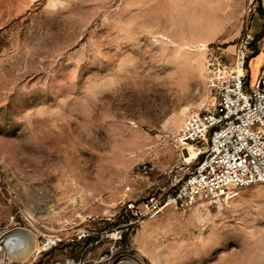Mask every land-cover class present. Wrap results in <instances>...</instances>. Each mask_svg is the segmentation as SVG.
Wrapping results in <instances>:
<instances>
[{"label":"rangeland","instance_id":"1","mask_svg":"<svg viewBox=\"0 0 264 264\" xmlns=\"http://www.w3.org/2000/svg\"><path fill=\"white\" fill-rule=\"evenodd\" d=\"M206 1L0 0V225L36 246L0 264H264V183L128 209L195 164L173 135L213 109L204 47L232 60L264 30V0L220 13ZM253 51L252 84L264 60Z\"/></svg>","mask_w":264,"mask_h":264},{"label":"built area","instance_id":"2","mask_svg":"<svg viewBox=\"0 0 264 264\" xmlns=\"http://www.w3.org/2000/svg\"><path fill=\"white\" fill-rule=\"evenodd\" d=\"M255 45L264 55V32L257 38L247 33L232 60L214 46L204 47V77L213 109L186 115L173 135L182 152H195V164L172 192L130 202L133 215L138 217L142 209L156 214L166 208L186 209L199 200H226L240 188L264 183V60L253 84L247 69ZM9 234L0 225V263L16 258L9 254ZM55 241L45 238L40 250ZM48 264L79 262L66 257Z\"/></svg>","mask_w":264,"mask_h":264},{"label":"bare ground","instance_id":"3","mask_svg":"<svg viewBox=\"0 0 264 264\" xmlns=\"http://www.w3.org/2000/svg\"><path fill=\"white\" fill-rule=\"evenodd\" d=\"M234 2L235 0H216L215 10L217 13H220V10L228 11L227 8ZM208 3L210 4V1H208ZM191 153L190 154L194 160L196 158L195 152L192 151ZM9 235V237L13 238L12 244L9 245L11 247L9 250L10 256L14 255L16 257L24 258L27 257L33 250H35L36 246L33 245V239L30 238L31 236L28 233H24L23 230H18L17 232Z\"/></svg>","mask_w":264,"mask_h":264},{"label":"trees","instance_id":"4","mask_svg":"<svg viewBox=\"0 0 264 264\" xmlns=\"http://www.w3.org/2000/svg\"><path fill=\"white\" fill-rule=\"evenodd\" d=\"M260 9H262L261 7H260ZM262 11V10H261ZM264 32V30H261V31H259L257 34H256V38L257 37H259V36H261V34Z\"/></svg>","mask_w":264,"mask_h":264}]
</instances>
